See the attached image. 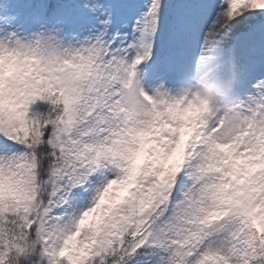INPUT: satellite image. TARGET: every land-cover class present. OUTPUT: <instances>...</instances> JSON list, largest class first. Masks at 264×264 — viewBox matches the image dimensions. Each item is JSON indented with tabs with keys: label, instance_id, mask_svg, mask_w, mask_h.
Here are the masks:
<instances>
[{
	"label": "rangeland",
	"instance_id": "obj_1",
	"mask_svg": "<svg viewBox=\"0 0 264 264\" xmlns=\"http://www.w3.org/2000/svg\"><path fill=\"white\" fill-rule=\"evenodd\" d=\"M218 1L224 4H211ZM161 5L127 0L110 10L92 8L44 34L47 51L79 70L80 89L87 92L86 116L69 142L71 158L87 160L95 151L108 156L101 170L68 176L46 202L42 187L49 184L34 176L30 156L0 142V207L36 219L44 264H94L99 253L112 250L124 218L118 198L136 179L140 154L149 145L170 155L181 148L174 106L195 116L185 144L186 186L167 189L169 212L152 238L174 246L177 256L139 264H264L245 187L246 162L256 159L264 139V40L239 49V58L222 72L200 69L193 61L177 76L176 66L165 69L161 61L171 38ZM149 14L155 20L150 31L143 24ZM35 29L23 15H7L0 21V45H22L24 33ZM185 41L180 35L179 44ZM0 134L7 130L0 127Z\"/></svg>",
	"mask_w": 264,
	"mask_h": 264
},
{
	"label": "trees",
	"instance_id": "obj_2",
	"mask_svg": "<svg viewBox=\"0 0 264 264\" xmlns=\"http://www.w3.org/2000/svg\"><path fill=\"white\" fill-rule=\"evenodd\" d=\"M85 1L91 2L0 0V12L8 10L9 13L24 14L39 24L33 22L36 29L24 33V44L0 45V127L9 129L5 142L30 154L31 162L37 168L34 176L49 184L42 187L46 202L65 187L68 176L93 173L108 159L102 152L93 153L87 161L70 158L68 143L77 136L81 117L86 116L87 92L80 89L76 70L47 51L44 38L49 29L58 30L59 27L52 24L54 19L68 16ZM92 1L103 6L122 0ZM163 1L166 6L169 0ZM172 2L170 33L173 39L164 59H170L180 67H187L194 61L200 69L223 71L239 58V37H243V50H247V46L258 47L264 40V0H223L224 4L215 16L204 21L201 15L207 11L209 0ZM162 11L168 13L165 8ZM249 18L255 20L250 22ZM148 20L149 17L145 18L146 25H149ZM183 32L187 40L180 45L176 37ZM197 42L198 50L192 55L190 50ZM176 44L179 48L170 51ZM86 61L92 67V62ZM67 76L70 80L65 79ZM172 112L173 124L186 134L195 118L194 112L178 106L172 107ZM260 142L261 153L257 159L248 162L246 187L250 194L247 203L257 227V242L264 261V194L261 190L264 139ZM184 160V150L175 156L162 152L155 145L143 151L137 166L138 180H130L118 201L117 209L124 218L114 248L108 254H100L96 264H131L133 260L173 257L171 248L164 249L151 238L153 229L169 211L166 188L184 185L181 182ZM35 227L33 216L0 207V257L5 264L45 263L46 257L39 256L37 243L40 242Z\"/></svg>",
	"mask_w": 264,
	"mask_h": 264
}]
</instances>
